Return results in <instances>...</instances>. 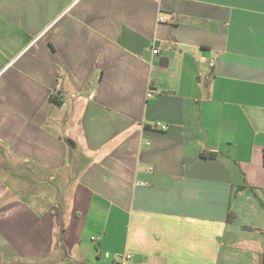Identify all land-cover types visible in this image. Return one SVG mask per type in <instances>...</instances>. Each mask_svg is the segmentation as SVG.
Wrapping results in <instances>:
<instances>
[{
	"label": "crops",
	"instance_id": "0c3cea01",
	"mask_svg": "<svg viewBox=\"0 0 264 264\" xmlns=\"http://www.w3.org/2000/svg\"><path fill=\"white\" fill-rule=\"evenodd\" d=\"M263 155L264 0H0L1 264H264Z\"/></svg>",
	"mask_w": 264,
	"mask_h": 264
},
{
	"label": "built area",
	"instance_id": "2783aa9c",
	"mask_svg": "<svg viewBox=\"0 0 264 264\" xmlns=\"http://www.w3.org/2000/svg\"><path fill=\"white\" fill-rule=\"evenodd\" d=\"M154 52H158V50H154ZM209 66H210L211 68H213V67L215 66L214 62H211V63L209 64ZM147 97L150 98L151 95L149 94V95H147ZM153 127L156 128V129L162 130V131H165V130L167 129V127H166L165 125L160 124V123H155V124L153 125ZM147 170L150 171L151 168H148ZM141 185H144V184H141ZM129 258H130V256H128V255L125 256L124 261H123L121 264H126V260H128Z\"/></svg>",
	"mask_w": 264,
	"mask_h": 264
},
{
	"label": "rangeland",
	"instance_id": "374dc122",
	"mask_svg": "<svg viewBox=\"0 0 264 264\" xmlns=\"http://www.w3.org/2000/svg\"><path fill=\"white\" fill-rule=\"evenodd\" d=\"M19 177L17 178V180L18 181H16L15 183H14V186H15V193H14V198H11V199H9V200H12V201H16L17 199H19V198H17L18 197V193L17 192H19V193H21V186L23 185L22 184V180H21V175H18ZM26 185V184H25Z\"/></svg>",
	"mask_w": 264,
	"mask_h": 264
},
{
	"label": "trees",
	"instance_id": "16d2710c",
	"mask_svg": "<svg viewBox=\"0 0 264 264\" xmlns=\"http://www.w3.org/2000/svg\"><path fill=\"white\" fill-rule=\"evenodd\" d=\"M50 100L57 103V104H61V101L55 96V95H51L50 97ZM67 143L70 145V142L67 141ZM263 158H264V155H263Z\"/></svg>",
	"mask_w": 264,
	"mask_h": 264
},
{
	"label": "water",
	"instance_id": "95a60500",
	"mask_svg": "<svg viewBox=\"0 0 264 264\" xmlns=\"http://www.w3.org/2000/svg\"><path fill=\"white\" fill-rule=\"evenodd\" d=\"M0 264H1V258H0Z\"/></svg>",
	"mask_w": 264,
	"mask_h": 264
}]
</instances>
